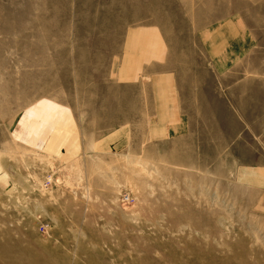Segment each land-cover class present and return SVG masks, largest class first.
I'll use <instances>...</instances> for the list:
<instances>
[{
	"label": "rangeland",
	"instance_id": "374dc122",
	"mask_svg": "<svg viewBox=\"0 0 264 264\" xmlns=\"http://www.w3.org/2000/svg\"><path fill=\"white\" fill-rule=\"evenodd\" d=\"M194 7L195 0H0V142L15 165L29 164L20 157L28 150L8 138L18 112L43 97L98 99L130 27L165 22L187 38L172 46L178 81L194 98L189 137L158 146L135 138L117 154L67 166L35 155L31 172L54 204L48 220H36V264H264V191L239 183L234 170L237 135L264 125L249 121L252 96L264 102L251 91L264 83V0L249 4L261 18L258 53L227 75L211 68L186 28Z\"/></svg>",
	"mask_w": 264,
	"mask_h": 264
},
{
	"label": "crops",
	"instance_id": "0c3cea01",
	"mask_svg": "<svg viewBox=\"0 0 264 264\" xmlns=\"http://www.w3.org/2000/svg\"><path fill=\"white\" fill-rule=\"evenodd\" d=\"M195 1L194 20L186 28L195 30L216 73L227 75L257 55L261 18L249 7L254 0ZM186 39L165 22L130 27L98 99L93 94L73 104L43 97L18 112L8 138L28 150L18 155L29 164H11L12 148L0 142V264H36V220H48L54 204L49 193L39 191L42 177L31 172L39 163L35 155L67 166L87 155L117 154L135 138L158 146L192 134L196 120L188 105L194 98L178 81L180 57L172 46ZM251 88L264 100V83ZM252 99L255 115L249 121L264 123V102ZM248 132L236 137L235 176L264 191V125Z\"/></svg>",
	"mask_w": 264,
	"mask_h": 264
},
{
	"label": "built area",
	"instance_id": "2783aa9c",
	"mask_svg": "<svg viewBox=\"0 0 264 264\" xmlns=\"http://www.w3.org/2000/svg\"><path fill=\"white\" fill-rule=\"evenodd\" d=\"M50 177H48V179H46V182H44V185H46L47 182H49L50 180ZM131 199L130 195L128 193H125L123 196H122V201L123 202H129ZM41 228H44V226H42Z\"/></svg>",
	"mask_w": 264,
	"mask_h": 264
}]
</instances>
